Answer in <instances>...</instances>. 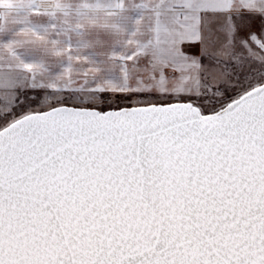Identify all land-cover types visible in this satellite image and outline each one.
<instances>
[{
    "label": "snow or ice",
    "instance_id": "obj_1",
    "mask_svg": "<svg viewBox=\"0 0 264 264\" xmlns=\"http://www.w3.org/2000/svg\"><path fill=\"white\" fill-rule=\"evenodd\" d=\"M0 264H264V0H0Z\"/></svg>",
    "mask_w": 264,
    "mask_h": 264
}]
</instances>
